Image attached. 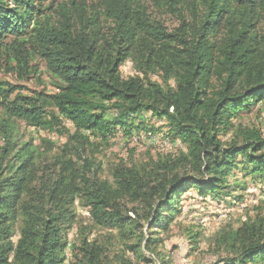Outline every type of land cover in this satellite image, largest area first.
<instances>
[{
    "label": "trees",
    "instance_id": "obj_1",
    "mask_svg": "<svg viewBox=\"0 0 264 264\" xmlns=\"http://www.w3.org/2000/svg\"><path fill=\"white\" fill-rule=\"evenodd\" d=\"M149 1L177 25L155 18ZM35 56L54 91L0 94V264H65L67 250L70 264H110L93 229L124 248L116 264L150 262L147 252L170 264L155 229L170 224L182 193L223 201L238 168L264 183V135L233 121L258 102L264 110V0H0V58L25 79ZM127 61L136 74L123 78ZM144 113L164 119L186 151L120 165L113 181L102 179L95 149L118 130H145L137 124ZM15 121L66 141L57 153L46 139L44 149L13 144ZM216 244L227 254L218 264H264V215Z\"/></svg>",
    "mask_w": 264,
    "mask_h": 264
},
{
    "label": "rangeland",
    "instance_id": "obj_2",
    "mask_svg": "<svg viewBox=\"0 0 264 264\" xmlns=\"http://www.w3.org/2000/svg\"><path fill=\"white\" fill-rule=\"evenodd\" d=\"M152 15L163 21L168 29H173L177 25V18L168 12H162L154 8L148 2ZM30 66L35 73L27 78H20L15 72L16 65L9 66L6 59L0 58V94L2 89L11 90L22 95L33 96L36 92L54 91L51 86V78L47 73L44 61L39 57H32ZM136 72L130 61L121 67V75L128 78ZM159 80L158 78H155ZM1 100V95H0ZM0 107V118L3 116ZM235 126L255 128L264 135V110L263 102H258L249 111L241 112L233 119ZM145 125V130H133L131 133L118 130L108 143H100L95 149V161L99 167V175L102 179L113 181V171L120 165L132 166L144 163L151 158L173 156L176 157L181 151H186L185 145L180 140H174L169 135L167 122L164 119L155 118L150 113H144L137 120V124ZM67 128L71 125L66 123ZM13 133L10 139L13 144L22 142H33L34 146L45 148L43 140H50L55 145L54 152H59V148L66 141L65 138L57 134L37 130L24 122L15 121L12 123ZM232 134L222 137L225 143L230 142ZM5 136L0 133V154L6 145ZM99 143V142H98ZM240 163L243 162L239 158ZM231 196L223 201H217L213 197H203L196 189H188L182 193L178 212L167 226L155 229V239L158 241L157 251L161 252L166 262L170 264H218L227 257L223 251H219L216 244L218 236L230 229H238L248 218L255 219L257 216L264 215V183L260 178L245 176L244 172L238 168L228 180ZM77 213L79 220L84 225H91L89 213L86 209L78 206ZM92 238L107 242L111 262L116 264V257L124 249L120 243L112 238L108 230L93 229ZM78 225L70 230L67 239L70 245L76 242ZM18 239L15 238V241ZM150 262L133 261V264H160L156 257L145 253ZM72 254L70 250L66 252L65 264H70ZM222 264V263H221Z\"/></svg>",
    "mask_w": 264,
    "mask_h": 264
}]
</instances>
